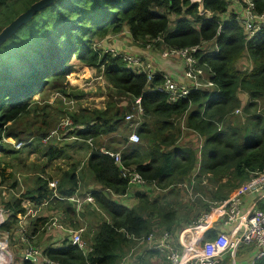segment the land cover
<instances>
[{
  "label": "trees",
  "instance_id": "obj_1",
  "mask_svg": "<svg viewBox=\"0 0 264 264\" xmlns=\"http://www.w3.org/2000/svg\"><path fill=\"white\" fill-rule=\"evenodd\" d=\"M32 1L0 0V27ZM251 2L255 12L264 11V0ZM239 3L240 0H200V3L191 0H55L35 12L0 43V133L6 122L27 112L28 101L41 91L48 78L64 77L71 69L67 55H74L81 63L101 66L109 86L129 98L126 105L110 100L103 109H84L80 117L73 114V122L83 124L75 135L95 138L115 132L122 124L130 131L124 112L131 109L128 107L129 104L132 107V98L139 97L143 112L134 130L142 141L132 142L124 136L121 145L111 151H118L121 162L138 171L145 185L153 183L158 188L155 192L166 191L167 185L176 178L187 176L194 164V151L190 147L163 148L173 142L169 133L174 126L169 119L172 116L184 115L185 126L202 138L199 165L202 171L214 174L224 170L240 182L264 172V26L247 37L239 21ZM170 13L176 15L171 25ZM123 28L131 41L138 43L154 42L157 37L167 47L213 41L211 49L195 52L198 62L205 64L206 78L212 86L190 88L184 97L170 101L158 88L162 79L160 71H155L147 80L144 72L128 68L121 55H112L91 45L93 36L100 38ZM242 53L249 60L246 69L235 65ZM239 93L245 96L243 101ZM6 133L17 135L10 130ZM53 145H47L50 146L45 152L47 159L59 153V145ZM3 150L0 142V151ZM85 167L97 185L90 190L93 202L86 204L90 209L103 211L108 218L98 223L88 250L71 243L67 233L59 244L41 246L44 256L63 264H116L125 249L134 244L132 236L164 229L172 231L178 205L158 204V200L152 199L154 197L148 200L145 191L138 189L133 191L136 201L132 205L117 201L126 193L127 182L112 156L95 147L89 151ZM34 181L36 186L23 192L24 198L33 205L48 198L66 201L51 196L52 188L46 185L44 178L36 176ZM75 188L76 177L71 166L56 181L54 190L57 195L68 196ZM232 189L229 183L222 182L214 189L212 199L220 200ZM21 199L6 202L11 213L0 223L1 229L8 231L10 223L17 220L16 213H23ZM180 203L184 210L185 201L181 199ZM188 203L205 211L212 205L202 201ZM257 205L264 208L261 202ZM61 214L64 215V210ZM33 219L32 234L43 218ZM214 234L209 228L204 237ZM138 259L148 264L144 257ZM21 264L35 263L21 259ZM252 264H264V254L256 257Z\"/></svg>",
  "mask_w": 264,
  "mask_h": 264
},
{
  "label": "rangeland",
  "instance_id": "obj_2",
  "mask_svg": "<svg viewBox=\"0 0 264 264\" xmlns=\"http://www.w3.org/2000/svg\"><path fill=\"white\" fill-rule=\"evenodd\" d=\"M206 13L209 14L210 12L207 11ZM168 18L171 25L176 15L170 13ZM121 36L122 34L119 35V37ZM96 37L93 36L91 38L92 46ZM96 41L98 40L96 39ZM138 44L143 47L145 44L152 46L155 41ZM200 45L204 49H211L213 41L201 42ZM101 51L103 50L101 49ZM67 59V64H71V69L64 77L62 79L48 78L41 91L32 95L28 101L27 112L13 121L6 122L4 130L0 133V142L4 148L3 151H0V209L8 207L6 202L9 200L24 198L23 192L36 186L34 181L36 176H40L46 181L54 180L56 182L61 174L71 166L74 168L76 177V188L73 194L81 199L85 192L93 188L96 189V183L85 167V159L89 151L95 147L112 150L120 146L123 137L129 133V129L122 124L118 126L115 132L98 135L89 141L75 135L76 130L83 128V124L73 122V114L76 117H80L79 115L84 112V109H103L110 100L120 101L118 104L121 106L123 104L126 105L125 102L129 101V98L117 93L109 86L103 77L101 66H90L81 63L74 55H70V57L67 55ZM235 65L240 69H246L249 66V60L245 53L238 57ZM203 68L206 73V67ZM239 97L243 101L245 96L239 93ZM128 108L131 109L125 110L124 114L133 110L130 104ZM138 117L139 122L141 116ZM169 119L174 125L173 128L169 129L173 142L163 146V148L171 149L174 146L190 147L194 151L195 159L187 176H179L167 185L166 191L169 192L161 198L166 205L180 206L182 205L180 203L181 199L185 201L184 204H189L188 202L191 201H202L210 205L214 201L212 199L214 189H218L222 182L229 183L231 189L240 186L244 182L231 177L224 170L214 174L202 171L199 167L200 142L202 138L200 137L199 139L196 132L185 126L184 115L172 116ZM174 127L176 130H174ZM7 130L16 132L17 135L13 136L10 133H6ZM51 131L53 133L50 140L46 144L40 143V136ZM138 137V142H141L142 137ZM20 139L29 141L17 149L14 144ZM48 144L51 147L54 146L53 144L59 145V153L51 159H47L45 155V152L50 147H47ZM151 186L154 190L153 183ZM133 188L131 187L129 190ZM131 198L136 201L134 196ZM51 199L49 198L48 202L39 206L36 211L28 212L24 216L21 224L25 227L26 242L41 247L48 240L47 238H42L43 236L56 237L50 233V229H45L42 224L49 217H58L61 211L64 210V218L62 217L61 219L62 225L72 229L82 228L80 236L88 248L95 228L101 220L108 218L107 214L99 209H90L89 205L85 203L81 205V208L84 207L81 212L79 211L81 208L79 210L73 209V204L69 200L67 203L66 201L56 202V200ZM117 201L122 202V197H119ZM127 205H129L128 202ZM29 207L31 209L37 208L31 203H29ZM177 207L175 208L177 209ZM180 215L178 214V216ZM192 215H194L193 212H188V218ZM37 216H42L43 219L37 225L38 230L32 234V224L35 220L33 218ZM18 228L20 227L17 225L16 220L10 223L8 231L2 229L5 231L7 246L15 256L13 259L15 263L13 261V264H21V256L18 250L24 246L17 238ZM58 237L57 241H61L63 239L62 233ZM239 246H243V244ZM130 247L125 249L123 255L127 253ZM143 248V244H140L135 251H142ZM155 257L161 261V264L167 263L163 259L164 256L162 257L159 252L155 254ZM148 263L150 264V262Z\"/></svg>",
  "mask_w": 264,
  "mask_h": 264
},
{
  "label": "built area",
  "instance_id": "obj_3",
  "mask_svg": "<svg viewBox=\"0 0 264 264\" xmlns=\"http://www.w3.org/2000/svg\"><path fill=\"white\" fill-rule=\"evenodd\" d=\"M191 1L200 3V0ZM239 4V21L244 33L249 37L258 28L264 26V11L255 12L251 0H240ZM108 37L109 34L96 38L98 41L95 39L93 42L94 48H102L104 51L111 52L112 55H121L128 68L134 72H144L146 79L149 80L155 72L150 62L141 53L117 50L110 43ZM201 49V45L198 44L187 47L165 46L160 51V55L164 58L177 56L183 61L181 80H177L167 73L161 74L162 79L158 88L166 93L168 100L174 101L177 98L184 97L190 88H210L212 86V82L206 78L204 72L203 67H206L205 64L199 63V57L195 55V52ZM131 104L133 110L126 112L123 117L130 128L127 139L136 142L139 137L134 128L139 123L138 116L142 115L143 109L139 97H133ZM52 133L51 131L40 136L39 142L46 144L50 140ZM25 143V140H17L14 147L19 149ZM98 150L113 157V162L118 166V171L126 178L127 190L131 187L141 188L145 186L141 174L121 162L118 151H111L103 147H98ZM46 183L48 187L52 188L51 196L71 201L73 208L76 210H79L81 203L84 201L93 202L90 192H86L81 199L73 193L68 196H61L57 195L54 190L56 185L54 180H48ZM249 192L254 195L251 202L247 206L241 207L240 194ZM110 194L115 196L112 192ZM47 200L49 198L38 203V205H33L27 198L20 200V205L24 208V211L23 213H16L17 225L20 227L18 228L17 238L24 246L18 252L21 259H29L35 264H63L44 256L40 247L27 243L25 227L21 224L28 212L36 211L39 206L47 203ZM258 201L264 204V172L243 182L237 193L229 194L209 206L210 213L220 215L221 223L225 226H230L229 231L215 232L213 236L205 238L204 232L211 226L207 223L208 214H202L196 220H190L188 224L180 227L175 235L171 231L164 229L150 231L141 236H132L134 244L116 264H144L138 259L139 252L135 251L140 244H143L146 249H155L162 252L168 264H216L223 253L237 248L240 244L253 246L257 250L256 258L264 254V208L258 207ZM29 203L37 208L31 209ZM10 213L11 210L7 207L0 209V223L6 220ZM58 219L54 216L49 217L43 223L45 229H62L66 234L70 235L71 243L76 244L78 248L88 250L89 247H86L80 236L82 228L72 229L65 227L62 225L61 220L58 221ZM14 257L13 252L7 246L5 231L0 228V264H13V261L15 263ZM248 264H252V261Z\"/></svg>",
  "mask_w": 264,
  "mask_h": 264
},
{
  "label": "crops",
  "instance_id": "obj_4",
  "mask_svg": "<svg viewBox=\"0 0 264 264\" xmlns=\"http://www.w3.org/2000/svg\"><path fill=\"white\" fill-rule=\"evenodd\" d=\"M121 34H122V36L119 37V35H121ZM108 39L110 40V43L113 46H115V48L119 51H133V52L141 53L144 56V58L150 62L154 71H160L161 73L170 74L173 78H175L177 80L182 79L183 61L177 56H169V57H165V58L162 57L160 55V51L163 48H165V45L161 42L160 38H157L155 40V44H153L152 46L145 44V46L143 47V46L139 45L138 42L131 41L130 36H129L126 28H123L119 32V34L118 33L117 34H109ZM151 185L152 184L150 183V184H146L145 187H143V188L142 187L141 188H135L134 187L133 189H130V190L128 189L126 191V194L122 195V203L127 204V202H128L129 206L132 205L133 203H135L134 202L135 200L132 199L131 197H133L132 196L133 191L138 189V190H144L145 191L148 200L154 199V200H158V204H165V202L158 197L159 196L163 197L164 195H166V193L164 191L163 192H158V191L155 192ZM239 187L240 186L235 187L234 189L226 192V195L224 197H221L220 200L227 197L229 194L237 193L239 190ZM154 188L158 189L157 187H154ZM87 192H90V190ZM151 196L154 198H152ZM253 196L254 195L251 192L240 194L241 207L247 206V204L249 202H251ZM217 201H219V199H217ZM217 201H213L212 203H215ZM258 202H261V201H258ZM84 203L86 204L87 202L84 201L81 203V205ZM215 206H217V205H215ZM184 207H185L184 210L183 209L181 210V208H182L181 206L177 207L175 223H173L174 225H173V228L171 229L172 230L171 232L173 233V235H175L179 231L180 227H183L186 224H188V222L190 220H196L197 217L202 215V214H208L207 223L209 224V226H211V228L215 232H219V231L227 232V231H229L230 226H227V225L225 226L221 223L220 215L215 214V213H210V210H209L210 207L207 211H205L204 208L199 207L197 205L190 206L189 204H185ZM188 212L189 213L193 212V214H194V215L190 216L192 218L189 217L190 219L188 218ZM178 214H181V215L178 216ZM61 215L62 214L60 213V215L58 217H56V218H59L58 221L62 219L63 216H61ZM50 233L52 235H55L56 237H51V236L45 237V236H43L42 238L48 239L44 244H59L60 240L57 241V239L59 238L58 235H61V233H62L63 238H65V235H66L65 231H63L62 229H57V228H53L52 230H50ZM150 250L151 249L143 248L142 251H138L139 252V258L142 259L144 257L146 261L150 262V264H161V261L155 257V254L157 252H159L160 255L163 257L162 252L150 251ZM256 251L257 250L253 246L243 244V246H239L235 249H232V250H229V251L223 253L219 257L218 262L216 264H232V263L233 264H248L250 261H253L255 259ZM163 259L165 260L164 257H163ZM166 264H168V263H166Z\"/></svg>",
  "mask_w": 264,
  "mask_h": 264
},
{
  "label": "water",
  "instance_id": "obj_5",
  "mask_svg": "<svg viewBox=\"0 0 264 264\" xmlns=\"http://www.w3.org/2000/svg\"><path fill=\"white\" fill-rule=\"evenodd\" d=\"M55 0H34L25 9L18 12L6 24L0 27V43L10 36L17 28L27 22V20L41 8L53 3Z\"/></svg>",
  "mask_w": 264,
  "mask_h": 264
},
{
  "label": "clouds",
  "instance_id": "obj_6",
  "mask_svg": "<svg viewBox=\"0 0 264 264\" xmlns=\"http://www.w3.org/2000/svg\"><path fill=\"white\" fill-rule=\"evenodd\" d=\"M91 138H86V139H84V140H90ZM25 141H28V140H25ZM143 188V187H142ZM105 190H107V189H105ZM108 192H109V190H107ZM110 193V192H109ZM67 201V200H66ZM90 203V202H89ZM81 206V205H80ZM74 209V208H73Z\"/></svg>",
  "mask_w": 264,
  "mask_h": 264
}]
</instances>
